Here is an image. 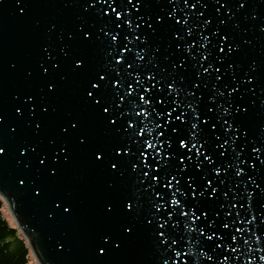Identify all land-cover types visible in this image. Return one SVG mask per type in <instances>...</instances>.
<instances>
[{"label": "snow or ice", "instance_id": "6c2138e0", "mask_svg": "<svg viewBox=\"0 0 264 264\" xmlns=\"http://www.w3.org/2000/svg\"><path fill=\"white\" fill-rule=\"evenodd\" d=\"M15 3L24 10L25 0ZM246 4L248 0H212L211 5L209 0H164L163 6L154 10L150 0H77L81 13L96 19L94 28H77L79 38L82 43L102 44L104 65L88 73L83 93L105 126L119 134L107 148H96L91 155L110 174L123 175L126 170L132 179L139 195H126L121 211L127 216L138 209L144 212V225L157 248L156 264H193L183 248L193 232L203 242V261L241 264L243 245L250 256L246 264H264V246L253 248L249 244L255 230L248 234L249 239H242L240 234L247 230L237 226L241 219L249 224L247 217L240 216L246 205L239 184H255L253 192L264 188L254 179L256 171L264 167V123L258 129L262 139L254 143L247 128L237 126L232 118L246 114L247 106L234 107L230 102L242 86L253 90L251 73L255 68L249 65L248 72L237 77L238 66L229 62V57L239 51V44L228 32L221 34V27L234 20ZM210 6L213 11L208 14ZM249 17L258 19L252 13ZM231 27L238 24L233 22ZM257 27L264 33V19ZM162 29L174 46V53L163 57V62L159 47L150 40ZM61 54L68 55L63 49ZM45 56L48 67L41 66L42 75H48L49 69L58 70L60 64L47 49ZM71 64L80 72L85 60L73 58ZM202 89L207 90L206 98ZM54 91L55 84L48 83L46 92ZM35 107L34 98L26 96L14 111L18 117L25 111L31 117ZM47 110L48 105H40L42 113ZM32 126L39 131L38 122ZM77 128L78 122L70 120L60 127V133L66 135ZM76 139L81 145L86 142L83 136ZM5 148L0 146V159L6 156ZM17 151L24 158L36 148L20 146ZM65 151L61 145L50 157L40 153L37 164L42 167L50 160L54 165ZM47 171L56 173L54 167ZM18 183L23 185L24 180ZM201 200L216 202L217 207H201ZM62 211L68 213L69 208L63 206ZM111 211V206L105 207L106 213ZM258 211L264 213V201ZM120 228L126 235L135 231L131 224ZM110 247L119 248V243L102 236L95 250L98 255H107Z\"/></svg>", "mask_w": 264, "mask_h": 264}, {"label": "water", "instance_id": "95a60500", "mask_svg": "<svg viewBox=\"0 0 264 264\" xmlns=\"http://www.w3.org/2000/svg\"><path fill=\"white\" fill-rule=\"evenodd\" d=\"M150 3L155 10L163 6L164 0ZM23 9L15 0H0V146L6 145V156L0 159V198L10 211L15 228L27 241L37 264H156L157 248L150 229L144 225V212L138 209L127 216L121 211L126 195H139L132 187V179L126 170L123 175L110 174L91 155L96 148H107L119 135L105 126L83 93L88 73L104 66L102 44L82 43L77 33L80 25L94 28L95 17L82 14L77 0H25ZM212 11L210 6L208 14ZM249 13L258 19L251 20ZM261 19L264 0H248L245 9L221 27V34L228 32L239 44V51L229 57V62L238 66L235 75L248 72L249 65L255 68L251 73L253 90L242 86L230 100L234 107L247 106L246 114H234L232 118L237 126L247 128L254 143L262 139L258 129L264 123V33L257 27ZM233 22L238 24L235 29L231 27ZM150 40L159 47L162 62L163 57L174 53L166 30ZM45 49L60 62L58 70L49 69L48 75L41 74V66L48 67ZM61 49L68 55H62ZM78 57L85 60L80 72L74 71L71 64ZM50 82L55 84L53 93L46 92ZM201 91L206 98L207 90ZM26 96H32L36 103L33 115L29 117L25 111L23 117H18L14 109ZM41 104L48 105L46 112L40 111ZM70 120L77 121L78 128L62 135L60 127ZM36 122L40 124L39 131L33 129ZM78 136L86 137L85 144L77 142ZM28 145L34 146L36 152L21 158L18 148ZM61 145L66 151L54 165L50 160L42 167L37 164L40 153L50 157L51 151ZM48 167L55 168V175L49 174ZM21 179L23 185L18 183ZM254 179L264 184V167L256 171ZM255 187L239 184L246 205L240 209V216L247 217L251 226L243 219L237 225L247 230L240 234L242 239H249L248 234L255 230L256 235L249 240L253 248L264 246V213L258 211L264 201V188L253 192ZM37 190L39 195L35 196ZM54 202L61 207L56 208ZM63 206L69 208L68 213L62 211ZM106 206H111L110 214L105 212ZM199 206L215 209L217 204L201 200ZM122 224L133 225L135 231L131 235L122 233ZM190 235L191 239L185 237L188 242L183 245L184 251L191 255L193 264H210L200 256L203 242L196 233ZM102 236L118 242L119 248L110 247L107 255H98L95 248ZM241 253V264H246L250 259L246 246L241 245Z\"/></svg>", "mask_w": 264, "mask_h": 264}, {"label": "trees", "instance_id": "16d2710c", "mask_svg": "<svg viewBox=\"0 0 264 264\" xmlns=\"http://www.w3.org/2000/svg\"><path fill=\"white\" fill-rule=\"evenodd\" d=\"M4 214V202L0 198V264H37L26 240Z\"/></svg>", "mask_w": 264, "mask_h": 264}, {"label": "rangeland", "instance_id": "374dc122", "mask_svg": "<svg viewBox=\"0 0 264 264\" xmlns=\"http://www.w3.org/2000/svg\"><path fill=\"white\" fill-rule=\"evenodd\" d=\"M4 212H5L4 215H6L8 217V219H10L12 221V224H14V220H13L11 214H10V211H9L8 207L5 204H4ZM31 256L34 259V261L36 262V260H35L34 256L32 255V253H31Z\"/></svg>", "mask_w": 264, "mask_h": 264}]
</instances>
